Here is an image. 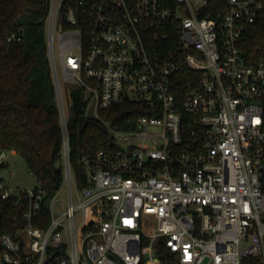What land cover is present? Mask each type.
Instances as JSON below:
<instances>
[{
	"label": "built area",
	"instance_id": "obj_1",
	"mask_svg": "<svg viewBox=\"0 0 264 264\" xmlns=\"http://www.w3.org/2000/svg\"><path fill=\"white\" fill-rule=\"evenodd\" d=\"M212 4L50 0L63 188L43 226L45 190L0 178V224L3 201L18 210L0 264H147L148 249L160 264L161 237L175 264H264V55L251 62L243 48L264 0ZM74 87L115 143L83 157L84 181L70 161ZM127 102L140 105L129 129L101 117Z\"/></svg>",
	"mask_w": 264,
	"mask_h": 264
},
{
	"label": "trees",
	"instance_id": "obj_2",
	"mask_svg": "<svg viewBox=\"0 0 264 264\" xmlns=\"http://www.w3.org/2000/svg\"><path fill=\"white\" fill-rule=\"evenodd\" d=\"M213 0L211 7H214ZM50 0H0V148L13 149L27 162L45 190L39 225L49 223V204L64 182V133L47 52L46 15ZM244 52L248 60L264 55V11L246 30ZM68 116L70 161L84 181L82 159L101 149L115 147L107 127L88 116L91 99L74 87ZM140 105L127 102L100 111L114 128L129 129L140 114ZM0 164V169L5 167ZM1 178V177H0ZM15 198L2 202L0 231L13 232ZM5 249L0 247V256ZM160 264H175L164 238L155 244ZM157 262L151 253L147 264ZM118 264H125L119 262ZM140 264H146L144 260Z\"/></svg>",
	"mask_w": 264,
	"mask_h": 264
},
{
	"label": "rangeland",
	"instance_id": "obj_3",
	"mask_svg": "<svg viewBox=\"0 0 264 264\" xmlns=\"http://www.w3.org/2000/svg\"><path fill=\"white\" fill-rule=\"evenodd\" d=\"M65 84V83H64ZM65 91L67 92V86L65 84ZM67 110L69 115L70 110V100L67 97ZM155 130L156 129H150ZM6 154L7 165L0 169V177L7 180L12 186L19 188L31 189L38 184L36 176L30 171L26 160L24 157L13 149H4ZM63 188V187H62ZM67 194V190H61L60 196L64 197Z\"/></svg>",
	"mask_w": 264,
	"mask_h": 264
},
{
	"label": "water",
	"instance_id": "obj_4",
	"mask_svg": "<svg viewBox=\"0 0 264 264\" xmlns=\"http://www.w3.org/2000/svg\"><path fill=\"white\" fill-rule=\"evenodd\" d=\"M88 116L89 117H95L94 104H91V106L89 107Z\"/></svg>",
	"mask_w": 264,
	"mask_h": 264
},
{
	"label": "bare ground",
	"instance_id": "obj_5",
	"mask_svg": "<svg viewBox=\"0 0 264 264\" xmlns=\"http://www.w3.org/2000/svg\"><path fill=\"white\" fill-rule=\"evenodd\" d=\"M147 251H148V256L151 255L152 252L149 249ZM153 264H157V262H154Z\"/></svg>",
	"mask_w": 264,
	"mask_h": 264
}]
</instances>
